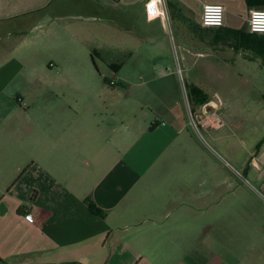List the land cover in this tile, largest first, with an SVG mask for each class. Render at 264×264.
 Segmentation results:
<instances>
[{
    "label": "crops",
    "instance_id": "1",
    "mask_svg": "<svg viewBox=\"0 0 264 264\" xmlns=\"http://www.w3.org/2000/svg\"><path fill=\"white\" fill-rule=\"evenodd\" d=\"M148 2L0 0V264H264L255 8Z\"/></svg>",
    "mask_w": 264,
    "mask_h": 264
},
{
    "label": "built area",
    "instance_id": "2",
    "mask_svg": "<svg viewBox=\"0 0 264 264\" xmlns=\"http://www.w3.org/2000/svg\"><path fill=\"white\" fill-rule=\"evenodd\" d=\"M163 0H149L146 10L150 19L166 17L165 11L161 8ZM201 23L204 27L218 28L224 26L225 8L221 4H204L202 9ZM248 28L250 33L264 35V9H252L248 14ZM182 70L178 66V74L181 75ZM112 85L114 83H111ZM197 117V116H196ZM194 117L193 121H196ZM218 126H221V120H215ZM212 122V121H210ZM197 125V124H196ZM28 220H33L31 214L27 215Z\"/></svg>",
    "mask_w": 264,
    "mask_h": 264
},
{
    "label": "trees",
    "instance_id": "3",
    "mask_svg": "<svg viewBox=\"0 0 264 264\" xmlns=\"http://www.w3.org/2000/svg\"><path fill=\"white\" fill-rule=\"evenodd\" d=\"M249 8L264 9V0H245ZM264 41V36L261 38ZM91 210L100 215L99 211L92 205H90Z\"/></svg>",
    "mask_w": 264,
    "mask_h": 264
},
{
    "label": "water",
    "instance_id": "4",
    "mask_svg": "<svg viewBox=\"0 0 264 264\" xmlns=\"http://www.w3.org/2000/svg\"><path fill=\"white\" fill-rule=\"evenodd\" d=\"M193 52L198 54H209V52H205V51H193Z\"/></svg>",
    "mask_w": 264,
    "mask_h": 264
}]
</instances>
